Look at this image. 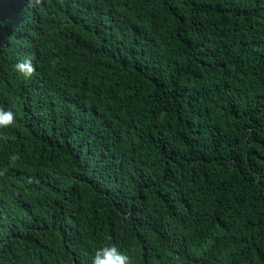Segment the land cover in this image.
<instances>
[{
  "label": "trees",
  "instance_id": "trees-1",
  "mask_svg": "<svg viewBox=\"0 0 264 264\" xmlns=\"http://www.w3.org/2000/svg\"><path fill=\"white\" fill-rule=\"evenodd\" d=\"M0 107V264H264V0H0Z\"/></svg>",
  "mask_w": 264,
  "mask_h": 264
},
{
  "label": "clouds",
  "instance_id": "clouds-1",
  "mask_svg": "<svg viewBox=\"0 0 264 264\" xmlns=\"http://www.w3.org/2000/svg\"><path fill=\"white\" fill-rule=\"evenodd\" d=\"M41 0H36V5H39ZM16 71L25 79H30L35 73V67L30 58H26L18 62L15 66ZM15 114L11 110H5L0 107V128H7L14 124ZM19 159V154L11 156L12 161ZM7 169L0 171V176H3ZM91 264H132L131 258L115 244H108L98 248L92 259Z\"/></svg>",
  "mask_w": 264,
  "mask_h": 264
}]
</instances>
